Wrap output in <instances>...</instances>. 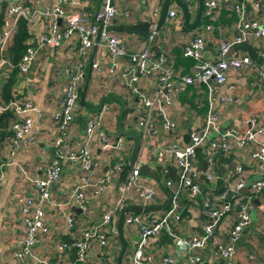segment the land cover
I'll return each mask as SVG.
<instances>
[{"label":"built area","instance_id":"1","mask_svg":"<svg viewBox=\"0 0 264 264\" xmlns=\"http://www.w3.org/2000/svg\"><path fill=\"white\" fill-rule=\"evenodd\" d=\"M38 0H0L3 12L0 17V66L8 62L3 54L5 47L14 31L16 21L23 17L28 25L35 15H42L45 27L38 35V41L48 47H56L61 40L71 34L77 36L74 60L65 67L66 81L63 84L59 109L51 114L52 121L57 125V132L52 140L53 153L44 167L41 176L30 175L27 170L17 164L21 176L33 188L32 194H16L17 212L24 225L23 235L17 240V246L12 252V264H24V258L31 255L30 248L36 242L40 232L47 228L43 222L44 206L49 201V186L57 178L60 171V161L67 160L78 166L77 183L70 191L63 189L65 199L55 202L60 206L68 200L85 212L87 208L85 190L90 189L93 196H99L108 189H113L114 197L101 214L97 224L85 226L79 237L70 244L60 243V250L74 248V262H86L90 243L96 240L99 246L107 243L108 234L116 235V216L128 198L132 203L149 205L162 203L165 198L153 203L158 194L154 179L146 174L139 173L135 162L130 165L123 179L119 180L122 169V157L125 143L123 136L112 138L105 131V118L115 116L117 110L110 107V103L103 102L96 111H88L84 119V137L78 147L65 151V134L68 124L72 121L78 104V88L84 78L85 61L89 48L94 43L98 24L102 27L110 24L115 17L116 7L114 0H99L97 8L91 12L83 10L68 11L64 3L75 4L81 0H51L45 8H38ZM144 2L145 0H141ZM188 10L196 8V0H183ZM249 0H231V10L235 14V33L220 39L216 46V57L213 60L202 59L205 48V39L200 30L186 40L181 47V54L192 58L188 72H175L163 50L152 49L151 46L159 38L158 28L155 27V18L160 6L153 5L149 29L143 38V45L128 49L125 42L114 31L101 28L97 43L105 49L106 58L110 60L107 73L117 75L120 84L130 95H137L138 109L135 111L134 125L140 130L141 140H152L158 129L170 130L175 122L170 117L169 106L178 93L186 86L202 83L206 89L207 108L198 127L191 128L188 140L183 144L153 143L150 146L149 157L154 161L163 178L162 183L169 189L170 198L165 208L142 213L125 212L123 216V230L129 232L130 239L127 251V264H155L154 252L149 250L165 233L176 249V254L186 256L190 264H233L234 241L240 232L250 225L249 210L254 197L259 196L264 204V173L247 182L241 162H237L232 170L217 172L214 167L215 158L226 156L235 148L251 146L249 157L264 168V118L258 120L250 116L245 120V127L235 125L219 128V117L214 108V92L225 80L228 70L237 72L243 68L253 69L264 78V68L259 67L247 54L236 52L235 44L247 37H264V14L262 18L249 16L245 11V4ZM34 2V3H33ZM254 8L262 9L264 0H252ZM216 0H204L202 12L209 18L214 16ZM124 14H127L125 11ZM176 17L173 3H168L165 9L164 21H171ZM209 23L204 29H209ZM30 31V30H29ZM34 47L29 45L22 53L17 64L20 72H26L34 56ZM258 53H261L258 51ZM124 59V66L118 64ZM100 64L91 60L90 71L98 72ZM151 77L153 85L149 92H139L137 83L141 78ZM103 82L98 83V90L103 94ZM98 93V95H99ZM221 102L229 100L223 94ZM96 102V101H95ZM11 110L15 119L11 121V135L8 139L6 156H0V185L4 181L3 167L14 163L13 156L19 149H27L36 143L40 134L42 113L37 110L32 118L28 112L34 110L31 99L28 97H14L7 102L0 103V111ZM127 113V112H126ZM125 113V115H126ZM95 136L98 147L102 150L112 149L116 158L104 155L99 163L93 161L89 142ZM202 149L204 167L198 168L194 164L196 151ZM171 159L176 165V175H168L166 159ZM100 169L99 175L94 176V168ZM113 179L115 181H113ZM151 180V181H150ZM153 180V181H152ZM215 184L220 182L222 189L216 193H209L202 197L201 205L206 213V220L201 222L198 230L186 236L177 234L182 216L179 213L181 196L193 203L200 193L201 183ZM232 216L231 224L224 232L223 239H217L216 231L220 220ZM67 221H72L68 216ZM125 251V252H126ZM209 262L206 261V254ZM252 255H247L250 259ZM156 264H177L176 256L166 253L159 257Z\"/></svg>","mask_w":264,"mask_h":264},{"label":"crops","instance_id":"2","mask_svg":"<svg viewBox=\"0 0 264 264\" xmlns=\"http://www.w3.org/2000/svg\"><path fill=\"white\" fill-rule=\"evenodd\" d=\"M249 0L244 8L249 16L256 18L263 17L260 8H254ZM31 4L30 2H28ZM34 3V2H33ZM162 0H114L116 14L111 23L130 24L140 20L150 22L151 9L153 5L161 6ZM176 10V17L167 22L162 21L158 27L159 36L152 49L163 50L167 60L175 72H188L192 63V58L181 54L182 44L192 35L200 30L205 39V48L202 51V59L213 60L216 57V46L220 39L235 33V14L231 10V0H216L213 18H209L201 11L198 22L194 27H186L183 24L181 10L173 2ZM197 3V0H196ZM38 8H45L51 4V0H38ZM99 0H81L75 4L64 3L63 6L68 11L83 10L91 12L97 8ZM197 6V5H196ZM127 14H124V12ZM190 20L194 18L196 8L190 9ZM157 17L154 22L156 23ZM209 23L211 27L204 29V24ZM45 19L42 15H35L29 25L30 42L35 49L34 56L26 72L18 70L12 84V92L18 98L28 97L31 99L34 110L28 114L34 118L36 111L42 113L40 120V134L36 143L27 149H19L13 156L14 163L6 164L3 167L4 181L0 185V264H12V252L17 246V240L23 235L24 225L17 212L16 194L30 195L33 188L30 186L19 171L17 164L23 166L30 175L41 176L44 167L53 153L52 140L57 132V125L52 121L51 114L59 109L61 91L66 81L65 67L70 64L75 57L77 46L76 34H71L61 40L56 47H48L38 41V35L45 27ZM126 44L128 49H134L143 45L145 35L136 33L114 31ZM233 49L236 52L247 54L259 67L264 68V37H247L242 42L235 44ZM260 51L261 53H258ZM3 54L6 57L5 50ZM96 60L100 64L98 72L90 71L89 81L86 86L88 99L97 101L102 95L98 90V83L103 82V91L113 90L120 94L126 101L128 111L124 116L123 125L134 124L133 116L138 109L137 95H130L120 84L117 75L107 73L110 60L106 58L105 49L101 44L91 46L88 50L85 61V69L89 60ZM118 64L124 66V59H120ZM10 63L5 62L0 66V84L3 78L10 71ZM83 81V80H82ZM82 84V82H81ZM80 84V85H81ZM153 85L151 77L141 78L137 83L139 92H149ZM223 94L229 96V100L221 102L219 97ZM182 95V94H181ZM214 108L219 117V128L235 125L243 129L246 125L245 120L250 116H255L258 120L264 118V78L260 77L253 69L243 68L237 72L228 70L225 80L220 84L218 90L214 92ZM110 107L118 110L116 103H110ZM207 108L206 89L202 83H194L187 86V92L183 98L177 96L169 106L170 117L175 125L170 130L158 129L157 134L152 140L143 139L140 142L136 153L137 162H146L154 167V161L149 157L150 146L153 143L183 144L188 140V133L191 128L198 127L203 119ZM88 111L80 105L76 108L72 121L68 124L65 134V151H71L78 147L84 137V119ZM130 122V124H129ZM105 131L112 138L120 135L115 129V116L108 115L105 118ZM3 135V134H2ZM264 138V137H263ZM125 143L121 157L128 158L131 140L123 136ZM7 136L0 137V156L4 157L7 153ZM93 161L99 163L104 155H110L117 159L114 150H102L98 147L95 136L89 142ZM251 146L235 148L226 156L215 158V169L227 171L234 168L237 162H241L247 182L260 177L264 173V168L259 166L249 157ZM168 175H176V165L171 159H166ZM194 164L198 168L204 167L202 149L198 148L195 155ZM100 169L94 168V176L99 175ZM79 174L78 166L67 160L60 161V171L57 178L49 186V201L44 206L43 222L47 230L40 232L36 242L31 246V255L24 258V264H72L74 252L71 248L59 249L62 242L71 243L79 237L83 227L94 225L99 222L101 214L114 197L113 189H108L99 196H93L90 189L85 190L87 208L85 212L74 204L72 200L56 206L55 202L65 199L63 189L70 191L77 183ZM161 179V178H160ZM113 181H115L113 179ZM151 181V180H150ZM153 181V180H152ZM156 183L155 180L153 182ZM205 183V182H204ZM207 184V183H206ZM158 194L153 203L159 202L165 193L158 187ZM187 199L181 196L180 200ZM128 199V198H127ZM179 200V205H180ZM187 214L182 216L177 234L181 236L196 232L201 222L206 220L204 207L198 205L197 199L193 203L188 200ZM180 209V206H179ZM250 228L244 236L241 245L234 247L233 264H264V204L259 196L254 197L252 207L249 210ZM70 216L72 221H67ZM233 217L225 216L220 220L219 229L216 231V238L223 239L224 232L231 224ZM123 236L127 242L130 239L129 232L123 230ZM176 247L170 237L162 233L159 239L149 250L154 252L155 264L159 257L169 253L176 256L177 264H190L186 256H179L175 251ZM119 251L117 235L108 234L105 246H99L96 240L91 241L87 252L86 262L83 264H116V257ZM206 255V261L209 262ZM247 255H252L250 259Z\"/></svg>","mask_w":264,"mask_h":264},{"label":"water","instance_id":"3","mask_svg":"<svg viewBox=\"0 0 264 264\" xmlns=\"http://www.w3.org/2000/svg\"><path fill=\"white\" fill-rule=\"evenodd\" d=\"M203 1L204 0H197L196 3V12L194 15V18L190 20V12L186 8L185 3L183 0H173V2L179 7L181 10L182 18H183V24L190 28L194 27L196 23L198 22L200 13L202 11L203 7ZM169 3V0H162L160 10L158 13L157 21L155 23V27L158 28L162 21L164 20L165 15V9L167 4ZM101 28L111 31H120V32H129V33H136L138 35H145L146 32L149 29V22L147 20H140L134 23L130 24H114L110 23L102 27L101 23L98 24L97 32L94 38L93 47L96 46L97 40H98V34ZM92 59L89 60L88 65L85 70L84 78L81 84L80 93L78 97V104L85 110V111H96L99 109L100 105L103 102L106 103H116L118 105V110L115 118V129L116 131L131 140V145L129 148L127 163L129 165H133L136 160V153L139 148L140 142H141V134L140 130L134 125H123V115L125 110V102L124 98L116 93L113 90H107L104 92L96 102H93L92 100L85 97V89L87 86V83L89 81L90 76V62ZM24 74V72H23ZM135 119V116H133V120ZM137 170L139 173L146 174L149 177L153 178L158 185V187L165 193V200L162 203L157 204H149V205H140L138 203H132L129 201V199H126V203L121 206L119 209L117 216H116V235L119 242V251L118 255L116 257V264H121V259L125 253V250L127 248V242L123 236V216L124 213L129 211L132 213H142L146 211H153L159 208H165L169 202L170 198V191L169 189L162 183L156 169L152 166H150L146 162H139L137 164ZM78 208V207H77ZM79 209V208H78ZM250 228H244L239 236L234 241L233 246H239L244 241V236L248 232Z\"/></svg>","mask_w":264,"mask_h":264},{"label":"trees","instance_id":"4","mask_svg":"<svg viewBox=\"0 0 264 264\" xmlns=\"http://www.w3.org/2000/svg\"><path fill=\"white\" fill-rule=\"evenodd\" d=\"M2 12H3V8H2V5L0 4V17L2 16ZM29 39H30V31L28 29L27 22L23 17H19L16 21L14 31L12 32L11 37H10L6 47H5V54H6V57L9 61V63H10L11 69H10V71H8V75L3 78V81L0 84V103L1 102H7L8 100L16 97L12 92V84H13V81L16 77L17 72H18L17 64L20 60L22 53L26 50V48L29 45L33 46V44L30 42ZM80 88H81V85L78 88V94L80 93ZM85 91H86V89H85ZM186 92H187V86L184 90L180 91L177 96H179V94H180V96L183 98V96H185ZM85 97H87V92H86ZM124 102H125V110H124V115H123V121H124L125 113L128 111L125 99H124ZM15 117H16V115L11 110L0 111V137L7 136V145H8V139L11 135V130L9 127H10L11 121L13 119H15ZM122 165H123L122 169L119 173V180L123 179L127 170L130 168V165L127 163L126 156H125V158L124 157L122 158ZM214 167H215V162H214ZM159 170H158V168H156V171H157L159 177L162 179L163 175H162L161 171L159 172ZM230 170H232V168H230ZM216 171L221 173V171H218V170H216ZM200 186H201L200 193L198 195H196L198 205L201 204V200H202V197L204 195L209 194V193L214 194V193H216L222 189L220 182H216L215 184H213V183L212 184L201 183ZM188 203H189V201L186 199L182 198V200H180L179 213L181 216H184L185 214H187ZM68 244H70V243H68ZM71 249L74 252V248H71ZM74 257H75V255H74ZM73 262H74V259H73L72 263ZM121 264H127V251L124 253V255L121 259Z\"/></svg>","mask_w":264,"mask_h":264},{"label":"rangeland","instance_id":"5","mask_svg":"<svg viewBox=\"0 0 264 264\" xmlns=\"http://www.w3.org/2000/svg\"><path fill=\"white\" fill-rule=\"evenodd\" d=\"M129 124H130V122H129ZM154 166V168L156 169V168H158L157 166H155V165H153ZM158 170H159V168H158ZM159 172H160V170H159Z\"/></svg>","mask_w":264,"mask_h":264}]
</instances>
